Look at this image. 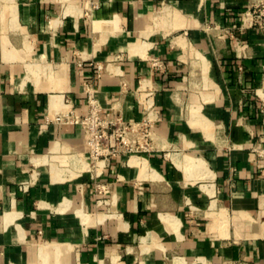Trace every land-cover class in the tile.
<instances>
[{
	"label": "crops",
	"instance_id": "1",
	"mask_svg": "<svg viewBox=\"0 0 264 264\" xmlns=\"http://www.w3.org/2000/svg\"><path fill=\"white\" fill-rule=\"evenodd\" d=\"M256 2L0 0V264H264ZM199 59L208 93L188 84ZM88 81L130 121L154 85L155 151L93 167L58 121L66 98L87 113Z\"/></svg>",
	"mask_w": 264,
	"mask_h": 264
},
{
	"label": "built area",
	"instance_id": "2",
	"mask_svg": "<svg viewBox=\"0 0 264 264\" xmlns=\"http://www.w3.org/2000/svg\"><path fill=\"white\" fill-rule=\"evenodd\" d=\"M257 25L264 28V0H257L246 15L245 27L253 28ZM159 64V61H154L155 66L159 67ZM103 71V65H98L97 78L102 76ZM139 92L144 107V116L139 121L127 120L122 113L105 115L104 108L97 98V90L90 81L86 83L88 110L85 115H79L73 100L66 98V108L58 116V121L83 128L93 167L99 164L107 165L123 155L145 154L157 149L158 135L155 130L157 89L154 85L141 81ZM256 151L260 158L264 159V149ZM262 173L264 175V167ZM110 189V184H96L97 193L100 195L108 193Z\"/></svg>",
	"mask_w": 264,
	"mask_h": 264
},
{
	"label": "rangeland",
	"instance_id": "3",
	"mask_svg": "<svg viewBox=\"0 0 264 264\" xmlns=\"http://www.w3.org/2000/svg\"><path fill=\"white\" fill-rule=\"evenodd\" d=\"M14 12L12 8L9 7H3V5H0V30L4 27L5 23H7L11 18L13 19ZM197 64H202L201 60H195L194 65L196 66V69L194 70L192 76L188 77V84L195 92H204L208 93L209 88H202V84L207 83L206 79L204 78V75L201 74L199 68L197 69ZM202 83V84H201ZM195 85V86H194ZM196 85H198L196 87ZM143 155L142 153L139 154V156ZM128 157L132 155H123L121 157Z\"/></svg>",
	"mask_w": 264,
	"mask_h": 264
}]
</instances>
